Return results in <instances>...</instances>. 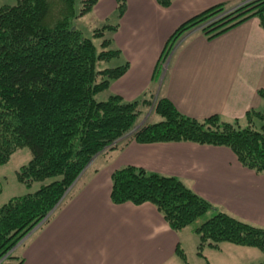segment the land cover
Returning a JSON list of instances; mask_svg holds the SVG:
<instances>
[{
  "label": "trees",
  "instance_id": "obj_1",
  "mask_svg": "<svg viewBox=\"0 0 264 264\" xmlns=\"http://www.w3.org/2000/svg\"><path fill=\"white\" fill-rule=\"evenodd\" d=\"M96 2L81 0L77 12L74 0H16L12 6L0 7V166L26 147L31 158L17 171V181L26 188L39 184L33 193L0 207V264H10L13 249L39 224L38 229L50 221L96 156L130 141L227 147L242 166L264 173V135L254 127L255 121L264 123V107L246 112L243 121H227L219 115L195 119L158 97L154 113L160 120L142 125L124 139L149 99L126 102L109 94L106 100H97L128 64L102 67L120 57L112 34L125 3L117 0V23L105 24L90 38L75 27L74 21L90 14ZM156 2L168 8L172 0ZM251 18L258 19L264 31V0L235 9L218 4L204 10L173 32L158 65L185 33L199 29L212 40ZM95 39L101 40L99 50ZM258 95L264 101V90ZM111 182L114 205H153L172 231L191 227L198 237V251L229 243L259 251L263 255L259 264H264V229L214 207L179 179L126 166L111 174ZM176 252L184 260L179 245ZM21 263L19 259L15 264Z\"/></svg>",
  "mask_w": 264,
  "mask_h": 264
},
{
  "label": "crops",
  "instance_id": "obj_2",
  "mask_svg": "<svg viewBox=\"0 0 264 264\" xmlns=\"http://www.w3.org/2000/svg\"><path fill=\"white\" fill-rule=\"evenodd\" d=\"M125 1L112 44L125 61L117 66L128 68L112 81L109 94L133 102L148 98L155 86L157 98L195 119L219 115L243 121L246 112L264 107L258 95L264 90V31L256 18L212 40L199 29L185 33L174 42L162 74L156 72L181 24L215 5L233 9L251 0H172L168 8L156 0ZM116 2L97 0L90 14L107 21ZM126 166L177 178L214 207L264 229V173L242 166L231 149L130 141L90 162L50 221L13 251H21V264H186L176 247L182 249L188 229L172 231L149 203L111 202V174ZM226 249L231 256L240 254Z\"/></svg>",
  "mask_w": 264,
  "mask_h": 264
},
{
  "label": "rangeland",
  "instance_id": "obj_3",
  "mask_svg": "<svg viewBox=\"0 0 264 264\" xmlns=\"http://www.w3.org/2000/svg\"><path fill=\"white\" fill-rule=\"evenodd\" d=\"M74 1H75V10L77 12L79 10L81 0H74ZM125 2H126L125 0H120V3L122 4ZM14 4H16V0H0V7L5 5L12 6ZM117 5L118 4L116 2V7ZM116 23H117L116 12L107 21L98 19L97 17L94 16V14H88L74 21V25L77 28V30H79L83 34V36L87 38H90L95 30L100 29L105 24L114 25ZM108 36H111V34H108ZM100 43H101L100 39L94 40V45L98 50L100 49L99 48ZM123 59L124 58L121 57L113 59L110 62L103 63L102 67L105 66L107 68H114L118 65V63H120V61L125 62ZM167 60L168 58L164 59V61L162 60L161 63L159 64L160 66L156 71L157 73H159V75H161L163 70L165 69L168 62ZM112 83L113 82H111V85ZM156 89L154 86V90L151 93V95L148 98L146 97L147 99H149V104L141 108V114L138 117L133 130L127 136L124 137L125 140L129 139V136L142 125L152 122H157L160 120V118L156 116L154 113V107L157 99V96L155 94L157 93ZM109 92L110 89L107 92L97 95L96 97L97 100H106L107 96L109 95ZM254 127L256 128V130H258L260 133L264 135L263 122L255 121ZM30 158H31L30 151L28 148L25 147L17 150L10 157L7 163L0 166V189H1L0 207L15 197L23 196L28 193H33L35 190H37L39 184H33L30 188H26L24 185L20 184L16 178L17 171L20 169V167L27 164ZM70 190H68L69 191L68 193H70ZM187 229L189 231H185L182 233L181 236L182 243L180 245L182 247L181 250H183L182 252L184 253V261L186 264H259L263 260V255L259 251L251 248L235 246L229 243H219L217 249L204 247L202 250L198 251L197 249L199 242L198 237L192 232V230H190L191 227L186 228V230ZM24 241L22 240L14 248V250L18 246H21V244ZM226 246H231L236 249H239L237 251L240 254L238 256L235 255L231 256L230 253L227 251ZM20 253H21L20 250L18 252L16 251L13 253L14 259L11 260L10 264H15L18 262L19 260L18 255Z\"/></svg>",
  "mask_w": 264,
  "mask_h": 264
},
{
  "label": "water",
  "instance_id": "obj_4",
  "mask_svg": "<svg viewBox=\"0 0 264 264\" xmlns=\"http://www.w3.org/2000/svg\"><path fill=\"white\" fill-rule=\"evenodd\" d=\"M240 6H242V5H240ZM53 213V211L49 214V216L51 215ZM39 226H41V224H39L34 230H32L24 239H23V241L25 240V239H27L36 229H38V227ZM14 250V249H13Z\"/></svg>",
  "mask_w": 264,
  "mask_h": 264
}]
</instances>
